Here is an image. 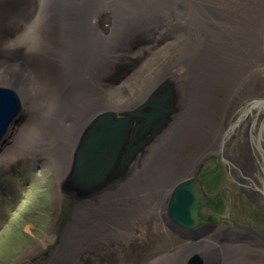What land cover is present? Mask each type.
<instances>
[{"label": "bare ground", "instance_id": "obj_1", "mask_svg": "<svg viewBox=\"0 0 264 264\" xmlns=\"http://www.w3.org/2000/svg\"><path fill=\"white\" fill-rule=\"evenodd\" d=\"M14 15L21 23L10 29L7 21ZM158 25L182 39L178 56L151 75L127 109L113 107L104 78L130 51L131 40ZM0 40L8 57L0 61V89L13 92L21 107L20 120L18 114L0 139L4 154L18 150L27 158L45 156L58 180L68 181L96 122L127 120L96 178L102 184L84 192L94 203L72 207V219L45 264H72L94 240L126 239L150 216L176 234L173 239L166 233L169 238L161 245L160 258L167 263L188 259L196 246L208 244L201 233H181L168 221L166 197L184 178L179 174L183 164L184 176H190L196 159L210 150L217 153L222 144L237 172L249 170L241 157L247 124L238 122L232 135L223 134L210 103L218 92L232 98L246 87L242 98L247 102L233 121L248 113L264 115V98L252 93L264 76V0H0ZM34 54L47 61L40 63ZM161 95L165 112L157 124L146 126L139 115L128 118L147 112L150 100ZM192 144L182 161L181 152ZM114 178L119 182L108 186ZM223 247L218 248L225 255L220 264H232ZM115 256L120 258V252ZM206 259L214 262L211 255Z\"/></svg>", "mask_w": 264, "mask_h": 264}, {"label": "rangeland", "instance_id": "obj_2", "mask_svg": "<svg viewBox=\"0 0 264 264\" xmlns=\"http://www.w3.org/2000/svg\"><path fill=\"white\" fill-rule=\"evenodd\" d=\"M18 23H21L20 17L14 15L7 21V26L11 29ZM182 43L177 33L160 25L131 40L130 51L116 60L111 73L103 81V88L113 107L127 109L151 75L174 61ZM4 47L0 40V61L8 58ZM22 51L17 50L20 54ZM33 59L40 63L47 61L40 54H34ZM260 80L256 82L252 93L264 98V76L263 81ZM243 89L232 98L218 92L210 103L214 120L222 124L224 130L234 112L247 102L242 98L246 97L247 88ZM20 117L19 114L17 119L20 120ZM191 149H194L193 144L186 146L181 152L182 161H186ZM215 152L210 150L198 157L190 176H184V164L179 168V174L184 177L183 181L203 177L204 191L212 199L213 205L200 208V222H204L207 216H212L217 226L214 235H217L227 217L229 196L226 188L231 187V184L219 162L221 154ZM117 182L119 180L108 186H114ZM66 184V180H58L53 163L47 157L27 158L21 156L18 150H14L11 155L0 151V264H45L52 260L60 243L62 230L72 219V207L77 203H94L93 196L80 198L71 191L65 193L63 188ZM170 195L166 197V205ZM130 233V237L126 239L109 236L103 241L94 240L79 253L72 264H109L111 261L114 264H170L160 258L161 245L169 238L166 233L173 239L176 234L163 226L159 218L150 216L140 221ZM224 233L218 236L232 237L233 240L219 244L216 236L214 240L212 233L202 230L201 237L207 239L208 244L204 247L196 246L193 254L203 258L211 255L222 259L225 255L219 250L224 246L232 264H264V256L250 247L248 240L242 241L234 234L226 236L225 231ZM116 251L121 255L118 259ZM186 261L187 258H183L177 264H186Z\"/></svg>", "mask_w": 264, "mask_h": 264}, {"label": "water", "instance_id": "obj_3", "mask_svg": "<svg viewBox=\"0 0 264 264\" xmlns=\"http://www.w3.org/2000/svg\"><path fill=\"white\" fill-rule=\"evenodd\" d=\"M165 100V96H155L148 103L149 110L147 112H133L128 118L139 115L143 118L142 124L146 126L157 124L159 121L158 119L162 117L165 112ZM262 103H264V101H261V104ZM20 110V103L16 95L9 90L0 89V139L6 133L9 124L14 121L16 116L21 112ZM126 121V119L113 121L111 119L100 118L99 121L96 122L83 141L79 151L80 153L77 157L75 172L68 181L66 180L67 184L63 188L65 193L71 191L75 193L77 197L83 198L89 195V193L85 194L84 192L89 188H93L91 185L102 184V181L98 182L99 179L97 180L96 178L105 169L102 168V165L117 148L118 141L126 127ZM133 151L134 147L128 149L127 157H130ZM93 164L95 166L94 170L97 168L95 172H91L90 170ZM95 174L97 176H95ZM116 179L118 178L112 179V182L117 181ZM92 181H97L98 184H93ZM105 187L106 186H103L101 189ZM95 192L93 191V193ZM209 203L210 200L204 192L203 179L189 178L181 181L176 186L168 201V220L179 229L181 233L190 232L193 236L195 233L196 235H200V233H202L201 229L204 228L199 225V210ZM218 234L225 233L220 230ZM218 234L215 235L218 243L230 241L228 238L219 237ZM212 258L214 259L212 264H220L221 259H217L215 256H212ZM186 264H208V262L206 258L198 254H192L187 259Z\"/></svg>", "mask_w": 264, "mask_h": 264}, {"label": "flooded vegetation", "instance_id": "obj_4", "mask_svg": "<svg viewBox=\"0 0 264 264\" xmlns=\"http://www.w3.org/2000/svg\"><path fill=\"white\" fill-rule=\"evenodd\" d=\"M238 122L247 124L244 139L242 138L245 145L241 157L250 166L244 173L237 172L225 158L223 144L217 151L221 154L219 162L231 184V187L226 188L229 207L226 209L227 217L220 230L225 231L227 236L234 234L242 241L248 240L247 244L264 256V115L259 119L258 116L248 113L243 117L239 115L235 121L232 116L226 129H222L223 134L232 135V128H235ZM207 196L210 200L209 204L213 205L212 199ZM204 219V222H200L201 227L204 228L202 230L214 235L217 227L215 220L212 216Z\"/></svg>", "mask_w": 264, "mask_h": 264}]
</instances>
